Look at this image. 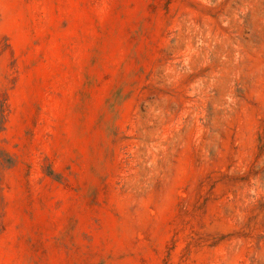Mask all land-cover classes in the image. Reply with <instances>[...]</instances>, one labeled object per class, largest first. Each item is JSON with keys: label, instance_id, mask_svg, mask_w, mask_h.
Masks as SVG:
<instances>
[{"label": "rangeland", "instance_id": "1", "mask_svg": "<svg viewBox=\"0 0 264 264\" xmlns=\"http://www.w3.org/2000/svg\"><path fill=\"white\" fill-rule=\"evenodd\" d=\"M0 264H264V0H0Z\"/></svg>", "mask_w": 264, "mask_h": 264}]
</instances>
